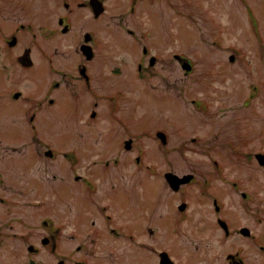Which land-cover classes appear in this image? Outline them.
I'll list each match as a JSON object with an SVG mask.
<instances>
[{"label":"flooded vegetation","instance_id":"obj_1","mask_svg":"<svg viewBox=\"0 0 264 264\" xmlns=\"http://www.w3.org/2000/svg\"><path fill=\"white\" fill-rule=\"evenodd\" d=\"M158 1L0 0V264H264L263 219L258 218L259 225L240 223L228 206L229 201L231 204L234 201L233 194L236 199L243 200L241 209H249L248 203L252 202L249 195L244 194L249 185L245 186L243 181L228 182L225 178L216 182L207 170L200 175L194 171L200 178L195 193L204 200L202 207L207 214L194 225L189 224L179 237L169 235L174 246L183 237L192 241L183 248L179 244L176 246L180 254L177 258L171 252L173 245L156 248L155 228L141 223L136 218L134 206H129L134 202V192L130 188L124 190L118 181L123 176L119 169L123 154L104 158L101 162L94 160L93 166L106 169L103 175L95 171L84 174L90 171L84 168L91 166V160L77 153L80 147L95 157L98 147L107 151L115 142L120 147L122 140L127 153L136 151L134 136L123 137L128 129L121 118L132 117L136 106L121 102L120 106L119 100L124 96L126 102L133 98V103L137 104L138 100L142 103L133 88L138 86L139 78L142 81L154 79L156 71L151 70L163 59L156 47V40L164 36L163 16L155 8ZM165 1L170 7L177 5L175 0ZM182 2L195 6L189 0ZM151 10L154 14L158 12L162 19L155 20L154 14L150 16ZM184 12L192 16V12ZM150 23H159L156 25L158 32L156 28L150 29ZM167 37L170 39V35ZM211 45L214 49L208 47L210 50L226 47L216 48L215 42ZM119 46L130 53L134 51L136 62L131 65L130 73L127 57L113 61L109 75L108 57L123 56V53L116 55ZM172 58L184 77L209 79L202 73L194 75L199 67L184 54L173 53ZM187 61L193 63L190 70L184 68ZM233 65L226 70L233 69ZM208 66L212 79L219 77L218 68L226 65L210 59ZM124 71V80H117ZM3 80H7L4 86ZM108 82L113 86L111 89H108ZM236 91L243 94L242 101L237 104L247 108L251 95ZM159 94L164 98V94ZM207 98L193 100L207 109L197 106L204 113L211 110ZM13 103L16 106H12ZM234 104L228 108L217 107V111L224 108L222 112L240 115L235 119L241 121L243 114L234 109ZM138 106L142 114V106ZM66 110L83 113V126H70L71 135L58 138V127L53 130L54 123L44 122L42 114L48 113L47 119L57 122L60 121L59 111ZM44 130L46 137H43ZM82 130L98 132L99 137L81 136ZM225 133L230 139L224 144H227L225 157L222 159L216 154L221 161L214 160L218 177L231 175V167L237 164L230 159L240 148L237 144L241 140L240 131H237L240 136H236V140L228 131ZM111 134L117 139L106 137ZM164 143L168 147L169 139ZM184 150L188 157V147ZM210 150L209 146L206 151L212 155ZM165 152L168 157L170 150ZM143 153L144 149L139 155L135 152L139 165L131 176L141 174ZM77 164L84 171L77 168ZM111 165L115 169L108 170L106 166ZM252 180L253 177L248 179V184ZM226 181L231 189H227L228 195L219 201L217 190L220 187L216 188L215 183ZM103 184L107 187L100 191ZM191 184L192 181L179 190ZM168 190L169 195L179 191L170 187ZM182 203L186 204L181 210L184 212L188 204L186 200ZM52 205L71 209V218H50L44 211ZM22 210H25L22 214L28 211L30 214L23 217L19 214ZM183 217L184 214L181 219L185 220ZM32 219L40 222H32ZM37 224L38 232L35 231ZM245 227L251 231L242 232ZM161 230L170 234L167 226L159 228ZM7 242L14 252L9 251Z\"/></svg>","mask_w":264,"mask_h":264},{"label":"rangeland","instance_id":"obj_2","mask_svg":"<svg viewBox=\"0 0 264 264\" xmlns=\"http://www.w3.org/2000/svg\"><path fill=\"white\" fill-rule=\"evenodd\" d=\"M182 1L175 0L177 5L171 7L165 0L156 2L155 8L161 13L164 21V36L156 40V47L163 59H160L156 68L151 70L156 71L154 79L146 78L145 81H142L139 78L138 86L133 88V91L137 92L142 99V103L141 100H138L137 104L133 103V98L126 102L122 93L120 94V97L122 96L119 100L120 106L121 104L136 106L134 107L136 112L132 117H128V119L124 116L121 117L128 129V133L124 134L123 137L134 136L136 151L127 153L122 145V140L120 147L115 142L108 146L107 151H102V146L98 147L99 151L95 157H92L82 147L77 149L78 154L91 160V166L84 168L90 169V171L84 174L95 171L96 174L103 175L106 169L99 165L93 166V162L96 160L101 162L104 158L107 160V157H116L117 154L124 155V159L119 165L123 176L118 178V181L124 190L130 188L129 190L134 192V202L129 203V206H134L136 218L141 223L151 224L155 228L157 232L155 245L156 248L160 249L170 245L174 246L169 235L179 237L189 224L194 225L199 220L204 219L207 214V210L202 207L204 200L198 198L195 193L196 188L192 184L189 185V189L183 186L178 192L169 195L168 189L170 186L165 180L164 172H176L182 175L197 170L200 175V172L207 170L213 181L218 179L219 177L215 173L214 160H220L216 154L222 159L225 157L227 144H224L230 140L226 136V131L234 140H236V136H240L237 131L241 133V140L237 143L240 148L236 150V156L230 159L232 163L237 165L231 167L230 174L231 176L239 174L233 177H236L235 180L243 181L245 186L249 185L252 194V204L248 203L249 209L247 211L241 209L243 207L241 197V200H238L231 194L234 201L232 204L231 201L228 203L230 211L236 213L240 223L248 222L259 225L261 222L258 221V218L260 217L263 219L262 223L264 225V167L258 165L254 155L257 150L264 151V0H189L195 6L193 4L185 5ZM184 11L192 12V16ZM153 14L154 11L151 10L150 16ZM157 14L159 13L154 14V19H162L160 14L159 17ZM156 25H159V23H150L149 27L151 30L156 28L158 32L159 28ZM168 35H170V39H168ZM213 42H215V47L218 46L217 43L225 42L224 46H230L233 49L228 50L226 47L221 50L208 49V47L214 49V46L211 45ZM161 43H167V45L163 46ZM115 51L116 55L117 53L119 55L123 53V56L108 57L109 75L112 73L113 61L118 62L120 58L125 57L129 59V72L131 73V65L136 62L134 51L130 53V51L121 49V46ZM180 52L192 62H195L194 66L198 65V75L200 73L203 76L208 75L209 79L199 78L198 76L197 78L194 76L184 77L182 69L178 68L172 58L173 53L181 54ZM232 53L235 55V59L240 56L245 62L250 61L253 66L246 64L249 72L238 64L231 66L232 70H235L233 76L227 78L226 82L217 85L212 80H225L223 77L227 76L225 70L232 65L228 60L229 55ZM210 59H218L219 63H225L226 66L223 68L215 67L220 72L224 71L223 75L211 79L212 72L208 66ZM192 62L190 64L193 66ZM254 67L256 69L251 73ZM35 75H37V72ZM125 75L124 71L121 76L117 77V80H124ZM2 84L3 86L6 85L7 80H3ZM237 85L241 88H238ZM111 87L113 86L108 82V89H111ZM251 87L253 91L260 89L258 95L251 100L250 106L245 109L240 108L237 103L242 101L243 94L240 93L239 95L236 90L239 89L244 95H248L252 91L250 90ZM159 93L164 94V98ZM228 94H231V96L228 97ZM204 98H207L210 103V113H204L197 108V102L193 101L194 99ZM139 104L142 106V114L139 113ZM232 104L236 105L235 110H240L239 114H243L241 121L235 119L240 115L222 112L224 108L217 111V107L224 106L228 108ZM12 106H16V104L13 103ZM198 107L207 110L205 107ZM42 115L44 122L54 123L53 130L58 127V135L56 136L58 138L71 135L70 126H83L81 122L84 119L83 113L78 111H59L57 117L60 118V121L57 122H54L51 118L47 119L48 113ZM159 129H163L168 135L170 141L168 147H165L156 136V131ZM124 130L123 132H125ZM112 134L106 135V137L116 140V136H112ZM46 135V130H44L43 137H46ZM82 135L84 137H99L98 132L95 131L82 130ZM195 137L200 138L199 141L195 142ZM185 142L189 149L188 157L184 154L186 146H182ZM209 146L213 159L212 155L206 151ZM142 149L145 150V154L143 153V156L140 157L141 163L144 164L140 168L142 172L139 176H131L132 171L139 165L135 152L141 154ZM167 149L170 150V154H167L169 158L164 155ZM147 164L154 165L151 171L147 170ZM224 165L226 166L225 163ZM106 167L108 170L115 169L113 165ZM77 168L83 170L79 164H77ZM159 172H163V174ZM251 177L254 178V181L252 180L248 184L247 180ZM106 187L107 184L101 185L100 191H104ZM215 187H220L217 190L219 201L225 195H228L227 189H231L227 181L218 185L215 183ZM210 192L211 189L208 193ZM235 194L239 196L237 192ZM183 200H186L188 204V209L184 212L180 210ZM24 211H19V214L23 217L30 214L29 211L25 215L22 214L21 212ZM44 212L50 218L55 217L59 220H66L71 218L73 211L66 206L52 205L46 208ZM183 214L185 220L181 219ZM29 217L31 218V216ZM33 220L35 219H32V222ZM35 221L38 222L39 220ZM165 226L169 227L170 234L162 230L159 231V228ZM38 227L37 224L36 232H38ZM165 233L166 235H164ZM187 243L190 245L192 241L188 242L187 238H181L179 243L171 250L173 255L180 258L176 246L179 244L183 248ZM7 246L10 252H14L8 242Z\"/></svg>","mask_w":264,"mask_h":264},{"label":"water","instance_id":"obj_3","mask_svg":"<svg viewBox=\"0 0 264 264\" xmlns=\"http://www.w3.org/2000/svg\"><path fill=\"white\" fill-rule=\"evenodd\" d=\"M185 67L189 68V66H185ZM159 136L164 141L166 140L165 136L162 133H159ZM258 157H259L260 163L264 164V154H260ZM166 176L171 186L174 187L175 189H178L181 183H184L190 180V176L179 177L178 175L173 174V173H167Z\"/></svg>","mask_w":264,"mask_h":264}]
</instances>
